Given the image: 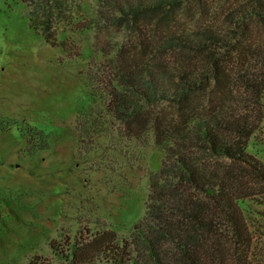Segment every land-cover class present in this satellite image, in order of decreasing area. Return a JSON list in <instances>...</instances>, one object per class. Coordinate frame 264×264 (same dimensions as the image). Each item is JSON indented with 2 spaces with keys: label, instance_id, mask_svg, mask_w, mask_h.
Listing matches in <instances>:
<instances>
[{
  "label": "trees",
  "instance_id": "trees-1",
  "mask_svg": "<svg viewBox=\"0 0 264 264\" xmlns=\"http://www.w3.org/2000/svg\"><path fill=\"white\" fill-rule=\"evenodd\" d=\"M28 1L43 33L65 10L66 0ZM210 1L98 0V24L124 35L88 76L79 144L120 125L138 140L152 134L164 156L130 234L103 226L68 238L55 249L65 264H264V225L243 208L264 206V163L248 151L264 134V0L216 16Z\"/></svg>",
  "mask_w": 264,
  "mask_h": 264
},
{
  "label": "rangeland",
  "instance_id": "rangeland-1",
  "mask_svg": "<svg viewBox=\"0 0 264 264\" xmlns=\"http://www.w3.org/2000/svg\"><path fill=\"white\" fill-rule=\"evenodd\" d=\"M236 1L211 0L213 14ZM63 6L43 33L28 0H0V264H65L55 249L103 226L129 235L146 215L151 177L162 168L153 135L138 140L120 125L94 146H80L78 115L93 108L88 76L104 53L117 52L124 34L98 24V0ZM248 151L264 163V134ZM243 208L254 226L264 225V206Z\"/></svg>",
  "mask_w": 264,
  "mask_h": 264
}]
</instances>
